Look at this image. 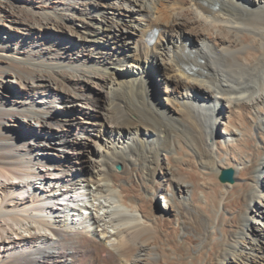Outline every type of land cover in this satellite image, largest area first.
I'll return each instance as SVG.
<instances>
[{
	"label": "bare ground",
	"instance_id": "1",
	"mask_svg": "<svg viewBox=\"0 0 264 264\" xmlns=\"http://www.w3.org/2000/svg\"><path fill=\"white\" fill-rule=\"evenodd\" d=\"M263 170L264 0H0V264H264Z\"/></svg>",
	"mask_w": 264,
	"mask_h": 264
},
{
	"label": "rangeland",
	"instance_id": "2",
	"mask_svg": "<svg viewBox=\"0 0 264 264\" xmlns=\"http://www.w3.org/2000/svg\"><path fill=\"white\" fill-rule=\"evenodd\" d=\"M152 91H153V94H154V95L158 93V89H157V87H156L155 85H154V87H152ZM209 105H210V104H209ZM222 128H223V125H222ZM118 165H120V164H117V166H118ZM117 166H116L117 169H120V168H121V167L118 168ZM158 174L162 175L163 173H162L161 170H159V173H158ZM262 174H263V176H264V170L262 171ZM259 194H260V193H259ZM260 196H261V195H260ZM164 204H166L165 199L162 198V197H161V198H158V199H157V205H156L157 210H158V211H163L162 209H163V207H164ZM250 206H251L252 208H254L255 205H254V203L251 202V203H250ZM247 227L250 228V225H247L246 228H247ZM108 229L111 230L112 228H111V227H108Z\"/></svg>",
	"mask_w": 264,
	"mask_h": 264
},
{
	"label": "water",
	"instance_id": "3",
	"mask_svg": "<svg viewBox=\"0 0 264 264\" xmlns=\"http://www.w3.org/2000/svg\"><path fill=\"white\" fill-rule=\"evenodd\" d=\"M117 167L120 168V165H118ZM220 178L221 180L233 181L234 180V170L232 168L224 169L222 171Z\"/></svg>",
	"mask_w": 264,
	"mask_h": 264
}]
</instances>
